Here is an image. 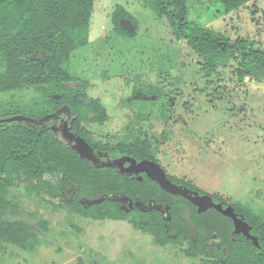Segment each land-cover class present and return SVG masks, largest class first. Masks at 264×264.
<instances>
[{"label": "rangeland", "instance_id": "obj_1", "mask_svg": "<svg viewBox=\"0 0 264 264\" xmlns=\"http://www.w3.org/2000/svg\"><path fill=\"white\" fill-rule=\"evenodd\" d=\"M145 1L94 0L88 23L76 37V48L59 62V71L68 78L0 91V119L25 116L30 120V115L49 109L47 115L58 116L60 120L52 128L59 129L62 138L71 143L78 136L76 144L80 148L86 144L107 150L132 149L129 145H133L134 152L139 154L148 141L151 155L159 162L153 163L157 167L156 179H152L156 185L177 190L166 180L161 165L174 176L184 171L196 175L201 185L194 183L197 187L220 194L237 206H249L248 212L262 215L264 221V82L251 76L240 79L244 66L241 54L207 75L204 60L179 32L180 26L187 22L198 29L223 33L231 42L247 38L251 48L264 51V0H248L230 11L220 0H178L175 12L178 16L173 17V30L178 38L173 43H167L165 31L169 30L154 7ZM163 1L166 9L174 8L172 0ZM180 4L187 7L184 20ZM118 5L136 21L137 26L130 20L137 28L134 36L115 32L112 16ZM4 70L0 63V71ZM91 100L106 108L105 121L94 118L98 111ZM73 102L77 103L75 107ZM175 113L196 131L195 135L184 133L185 136L209 140L206 145H212L208 147L213 152L208 154L222 157L219 166L216 162H205V156L195 149L185 159L172 157L173 147L184 141L183 132L177 131L179 125L167 122ZM12 122L0 123V137L15 136ZM105 155L97 153L90 158L101 167L109 160L103 158ZM6 163L8 167L11 165L9 161ZM57 165L37 175L12 166L4 172L0 196L6 210L2 217L21 222L2 225L0 237L16 242L0 240V264H203L205 261L188 258L184 242L160 244L150 232L136 226L135 218L132 219L135 212L126 220L95 219L85 214L87 210V213L99 210L101 206L97 205L105 197L126 202V209L142 202H134L135 198L131 202L127 196L103 190L104 185L97 191L89 173L81 177L69 169L60 170ZM6 182L9 186L2 189ZM140 186L143 194L153 191L150 184L141 182ZM174 200L176 204L184 202ZM223 220L227 221L225 217ZM215 239L214 235L212 240ZM239 252L243 255L242 250Z\"/></svg>", "mask_w": 264, "mask_h": 264}, {"label": "trees", "instance_id": "obj_2", "mask_svg": "<svg viewBox=\"0 0 264 264\" xmlns=\"http://www.w3.org/2000/svg\"><path fill=\"white\" fill-rule=\"evenodd\" d=\"M220 1L226 11H230L244 5L248 0ZM93 2L94 0H0V63L5 66V70L0 71V91L25 84L66 80L68 77L65 73L59 71V62L76 48V37L88 23L92 14ZM145 2L148 6L154 7L159 18L165 23L166 30H169L165 31V35H168L167 43L175 42L178 37L175 36L176 32L173 30V17L177 18L176 16H178L175 15V12L178 11V0H172L173 5H171L174 6L172 10H169L168 7L166 9L163 0H146ZM179 9L184 20L187 7L180 4ZM122 19L132 20L137 26L132 15L122 5H118L112 16L115 32L120 35L134 36L137 28L135 27L133 31L129 32L121 25ZM179 32L181 36L189 40L192 47L204 60L207 75H210L219 66L228 65L236 54H241L244 66L240 71V79L243 80L245 76H252L260 81L264 80V51L251 48V42L247 38L240 37L231 42L223 33L198 29L187 22L180 26ZM63 88L65 87H61V92H63ZM66 96L65 101L68 99ZM53 100L58 101L57 98H53ZM91 103L98 111L94 118L100 122L105 121L107 118L106 108L102 105L99 106L94 100H91ZM72 104L73 107L77 105L74 102ZM49 112L51 110L45 109L41 113L30 115V120L28 118L22 121H13L11 126L15 136L10 139L7 136L0 137V184L4 180V172L10 166L19 168L31 175H37L44 170L49 171L51 165L58 164L60 170L69 169L79 173L81 177H87V173H89L88 176H92L91 179L97 191L102 190L101 186L104 185L106 188L103 190H110L112 193L120 192L129 198H133L137 193L143 192L140 186L141 182H144L145 185L150 184L153 192L158 191L159 187L151 177H145L141 181L133 180L113 168L95 167L94 161L81 153L82 150L77 146L75 140L72 143L68 142L51 128V124L59 121V117L47 115ZM12 115L14 114L7 116ZM2 122L0 123L2 124ZM25 122H33V125L25 124ZM144 146L139 154L134 152L133 145H129L132 149L118 148L109 151L117 152L120 155L128 153L139 160L148 157V163L157 164L154 156L147 152L148 141ZM6 161L11 164L9 167ZM7 186L9 184L6 182L2 189ZM3 203L4 200L0 196L1 231L4 222L12 225H18L21 222L3 219L2 215L6 210ZM224 204L227 206L224 207L221 204L223 209L232 207L234 212L242 214L251 225L252 232L258 236L260 247H255L250 240L243 238L242 235L240 236L243 239L240 241L232 228L231 220L211 210L199 214L201 217L196 224L198 234L192 236L190 246L185 250L186 255L191 258L203 256L202 259L205 260L203 264H264V221L262 215H257L255 212L249 213L248 211H251L249 206H237L236 203L228 204L226 202ZM97 206H101V208L90 213H87V210L85 214L95 219L109 217L116 220H125L130 216L121 208L120 202L112 198L105 199ZM224 217L227 221L223 220ZM141 219L146 222H136L135 224L139 228H144L154 234H159L164 229V220L160 214H149L141 217ZM169 224L172 227V232L180 228L178 235L182 234L181 227H176L174 222ZM212 230L219 232L220 243L218 246L216 244L214 246L209 245L207 250H204L206 239ZM31 231L37 237L32 229ZM0 240L10 243L14 241L5 237H0ZM157 240L164 244L171 240V237L166 234L163 237H157ZM242 242L244 245L241 244ZM223 249L228 251L224 252ZM241 250L243 255L239 252Z\"/></svg>", "mask_w": 264, "mask_h": 264}, {"label": "flooded vegetation", "instance_id": "obj_3", "mask_svg": "<svg viewBox=\"0 0 264 264\" xmlns=\"http://www.w3.org/2000/svg\"><path fill=\"white\" fill-rule=\"evenodd\" d=\"M256 80L260 81L258 79H256ZM260 82H264V80H262ZM62 115H60V116H62ZM175 116L178 118L177 119L174 118ZM175 116H171L173 118L172 120H170L171 117H168L167 122L169 123L170 121H174L177 124H181L183 126L185 125V126L189 127L188 122L185 121L186 119L184 117H182L181 115H178L176 113H175ZM55 123L59 124L60 120L56 121ZM51 128H52V126H51ZM53 130L55 132L59 133V129L58 130L53 129ZM62 130H63V134H65L64 126L62 127ZM75 138L78 140H76V139H73V140H75L76 142H79V137L76 136ZM77 146H78V144H77ZM78 147H80V146H78ZM80 149L82 150V151L80 150L82 154L87 155L89 157H90V155H93V154L105 153L106 155L103 158H108L109 160L102 163V165H101L102 168H106V167L107 168H113L117 172L119 171L120 174H125L133 180L134 179L144 180L145 179L144 175H147L148 177L152 176L151 172H150L151 167L148 165L146 166V164H145L146 162H148V160H147V159H149L148 157H145V159L139 160L137 157L130 155L128 153L120 155L114 151H109L107 149H100L95 145H94V147H92V146L88 147V146H86V144H83ZM120 150L122 151V149H120ZM147 152L152 153L149 148H148ZM154 158L156 159L157 157L154 156ZM156 162L159 164L158 160ZM95 163H96V161L94 162V164ZM95 167H100V166L95 165ZM161 167L163 168L164 172L166 173L167 178L172 182V184H174V186L176 187L177 190H172L171 188H161V186L157 185L159 187L158 194H155L156 192L152 191V192H148L146 194L137 193L133 198H129L127 196L129 201H131V202H133L134 198L136 199V200H134V202H139V201L142 202L140 206L134 205V207L131 209L129 206H128L129 209L125 208L124 204L126 202H123L120 199H114V200L120 202L121 208H123L126 212H128L130 214V216H131V212H135V215H132V219L135 218L136 222L145 223L146 221H143L141 219V217H144V216H147V215L153 214V213L160 214L164 220L163 221L164 229L159 234H154L153 232H151L149 230H145L144 228H140L141 230L150 232L156 238L159 236L163 237L164 235L167 234L168 237H171V240L167 241L168 243L171 241H179V242L186 243L187 245L184 247L185 248L184 254L186 255L185 250L190 246V241L192 240V236H196V234H198V231L196 230V224H197L199 218L201 217V216H199V214L214 210L217 213H219L220 215L225 216L231 220L232 228H233L234 232L238 235V239L240 241L243 238H246L247 240H250L254 244L255 247H258V248L260 247L259 238H258V236H256L252 232V227L249 223L248 224L251 227V231H250L251 234L258 238V245H256L251 238H248L243 233H237L235 230L234 218H233L232 214H226L223 211V208H220V206H218V205L222 204L224 207H226L227 205H225L224 203L226 202L228 204H232L230 201L226 200L224 197H222L220 195H216L214 193L207 192L206 190H202L201 188L197 187L192 181L188 180L185 177L181 178L178 176L171 175L170 173H168V171L165 167H163L162 165H161ZM168 189H170V190H168ZM167 190L171 193H168ZM115 193L118 195H124L123 193H120V192H118V193L115 192ZM124 196H126V195H124ZM201 197L211 198L212 202L214 203V206H212L211 208H209L205 211L200 212L197 200ZM108 198H110V197H105L103 201H105V199H108ZM175 198H179L182 200L184 199V202L181 204H176L175 200H174ZM103 201H101L100 203H102ZM222 205H221V207H222ZM90 206H92V205H90ZM184 213L187 214V218L185 217ZM235 215L242 216V214H239L237 212H235ZM170 222H174L176 227L177 226L181 227V229L183 231H182V234H180V236L178 235V231L180 230V228L178 230L175 229V231L172 232L171 231L172 227L169 224ZM214 235L217 238V240L215 239V241L212 240V237L214 238ZM240 235H242L243 238ZM232 239H235V238L232 237ZM220 240H221V238H220L219 232L217 230L210 231V235L206 239V242H205L204 250H207L209 245L214 246L216 244L218 246L220 243ZM167 242H165L164 244H166ZM164 244H162V245H164ZM225 251H228V250H224V252ZM187 257L191 258L189 256H187ZM200 258H203V256Z\"/></svg>", "mask_w": 264, "mask_h": 264}, {"label": "crops", "instance_id": "obj_4", "mask_svg": "<svg viewBox=\"0 0 264 264\" xmlns=\"http://www.w3.org/2000/svg\"><path fill=\"white\" fill-rule=\"evenodd\" d=\"M178 125L179 126H177V127H179V128L177 129V131L180 130L181 132H183V134H182L183 138L182 139L184 141H182L180 145H177V146L173 147V148H175V150L173 151L172 157L175 158V156H173V155H176L177 157L180 156L181 159H185L187 157L186 154H188L189 152H191L192 150L195 149V150H198V154L202 153L205 156V162L213 163V164L216 162L215 163L216 165H218V166L220 165L218 160H222L221 159L222 157L219 154H215V155H211V156H210V154H208L209 152H213L212 149L210 151L211 147L210 148L208 147V146H212V145H210L209 143H208V146L206 145L207 144L206 142H208L209 140L202 141L201 139L197 140V138H191V137L185 136L184 133H186L187 135H190V136L191 135H195V133H196L195 129H193L192 127L190 129L189 127H187L185 125L181 126V124H178ZM183 129H187L188 131H184ZM204 150L205 151L208 150V151L204 152ZM179 153H180V155H178ZM211 154H213V153H211ZM199 164H201V163H199ZM169 166L173 167L170 164H169ZM173 168H175V167H173ZM182 172H183V174H178L177 173L176 176L181 177V178H183V177L188 178V180H190V181L192 180L193 183H197L199 186H201L200 183H199V180L196 177V175L192 176L190 174H186L184 171H182ZM193 178H194V180H193ZM215 178H216V176H215ZM216 179L219 180L218 178H216ZM219 181L221 182V180H219ZM226 197L227 198L228 197H232V195H229V196H226ZM226 200H228V199H226ZM230 202H232V201H230Z\"/></svg>", "mask_w": 264, "mask_h": 264}, {"label": "water", "instance_id": "obj_5", "mask_svg": "<svg viewBox=\"0 0 264 264\" xmlns=\"http://www.w3.org/2000/svg\"><path fill=\"white\" fill-rule=\"evenodd\" d=\"M121 25L123 27H125L128 31H133L135 29V25L129 19H122L121 20ZM25 119H28V118H26L25 116H15V117L7 118V119H0V122H2V121L9 122V121H14V120H25ZM155 164H153V162H152V164L150 166L151 167L150 168V172H151V175H152L151 177L154 178V179H156V177H155V167H156ZM165 177H166V180L171 185L174 186V184H172V182L167 178L166 173H165ZM162 186L164 188H169V187H165V185H162ZM168 190H170V189H168ZM197 203L199 205V211L200 212L205 211V210L211 208L212 206H214V203L212 202L211 198H209V197H201V198H199L197 200ZM218 206H220V208H222L221 205H218ZM223 211L226 214H232V216L234 218L235 230H236L237 233H243L248 238H251L256 245H258V238L251 234V232H250L251 231V227L248 224V222L244 220V218L242 216L235 215V212H234L232 207H229L227 209H223Z\"/></svg>", "mask_w": 264, "mask_h": 264}]
</instances>
